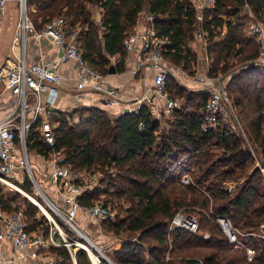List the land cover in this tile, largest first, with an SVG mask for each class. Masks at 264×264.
<instances>
[{
	"label": "trees",
	"instance_id": "1",
	"mask_svg": "<svg viewBox=\"0 0 264 264\" xmlns=\"http://www.w3.org/2000/svg\"><path fill=\"white\" fill-rule=\"evenodd\" d=\"M146 7L154 16L156 35L168 40L162 54L170 64L192 72L195 53L187 43L199 28L206 34L210 74L215 77L231 69L232 57L243 54L254 61L260 55L256 39L244 33L248 16L243 9L264 22V0H217L213 9L204 11L200 24L191 0H27L35 29L63 18L67 32L76 31L85 61L103 76L115 56L119 58L116 70H124L125 39ZM93 8L100 10L99 22L94 20ZM260 80L264 82V69L244 68L232 76L227 90L230 96L235 94L233 104L264 166V84L257 90L245 89ZM166 94L181 100L166 120L168 129L146 104L117 118L99 107H81L74 110L78 123H70L63 112L55 113V143L50 148L40 133V121L36 122L27 133L26 148L45 158L58 154L60 164L72 173L100 172L97 186L77 198L83 208L99 199L112 207L115 199L127 202L125 208L122 203L117 206L118 217L102 225L105 233L125 235L128 240L110 255L116 264H264V238L243 239L254 250L249 260L246 250L229 243L214 222L217 215H224L244 232L260 231L264 224V176L253 167L252 152L221 121L202 131L209 94L183 87L172 75L167 78ZM184 175L191 178L190 184L182 182ZM14 183L33 194L28 177ZM18 197L9 199L0 193V209L9 214L22 208L27 232L47 236L53 226L46 215L24 197L21 206H14ZM180 211L199 216L198 234L178 228L169 235V222ZM72 250L74 254L64 245L49 246L54 256L51 264H92L86 250L76 246Z\"/></svg>",
	"mask_w": 264,
	"mask_h": 264
},
{
	"label": "built area",
	"instance_id": "2",
	"mask_svg": "<svg viewBox=\"0 0 264 264\" xmlns=\"http://www.w3.org/2000/svg\"><path fill=\"white\" fill-rule=\"evenodd\" d=\"M16 1L19 17L13 42L21 47V52L16 59H7L0 67V85L14 96L9 115L0 121V183L13 187V189L22 192L29 198L28 193L14 183L13 176L15 170L19 168L28 174L35 186H38L33 174V167L28 160L26 136L31 127L40 121V133L45 145L50 148L55 143L53 128L57 123L52 125L49 117L54 113L55 100L58 94L57 86L63 80L62 76L56 71L57 68L67 62H74L77 70L74 87L76 92L74 95L77 97L98 92L103 95L101 104L111 106L116 103L119 96L117 95V89L105 86V77L91 68L85 61L77 43L76 31L67 32L63 18H53L41 30H36L28 15L27 0ZM191 1L196 7L197 21L200 24L203 21L204 11L213 9L217 0ZM6 2L7 0H0V15L5 13ZM153 21L154 16L147 9L143 10L137 19V24L141 26L142 30L137 31L135 29L124 42L126 52L135 55V72L145 73L150 71L154 74L152 79V94H154V97H151L152 94L147 93L142 98L136 99L132 111H137L143 104H146L154 115H160V113L171 115L175 104L166 94L167 78L173 75V72L183 76H187L188 73L183 66H177L172 70L169 65L165 64L162 53L168 40L159 38L156 35ZM245 31L246 35L254 37L260 46V55L252 61V64L257 67L264 66V22L255 18L247 24ZM205 35V32L200 28L195 34V37L202 41L203 49L207 47ZM28 37L39 43L46 41L59 47L60 53L57 59L49 62L43 57L36 62H29L26 55V39ZM204 89L209 94V99L203 111L202 131H210L221 121L228 126L229 131L239 134L246 140L247 137L239 114L235 105H233L223 78L220 76L207 77V86ZM155 98L162 100L163 105L157 104ZM28 115H30V121H27ZM247 147L252 151V146L249 143ZM61 161L62 159L56 153H53L48 160L51 167L49 179L54 185L56 193L61 195L64 206V210L57 208L55 205L52 209L64 219L65 223L74 229V232L76 231L81 236L82 241L71 243L64 238L63 243L58 242L55 239V234L60 233L62 235V230L49 213L47 219L54 229H51L47 236L43 233L29 234L26 230L27 224L23 209L20 208L9 214H3L0 211V219L3 224L0 230V243L9 241L12 254L29 251L31 258H37L41 249L48 248L51 245H64L68 248L76 246L86 250L92 264H114L102 250L98 248L96 250L90 245L88 237L81 233V228L76 223L77 214L83 208L77 198L97 186L94 183L96 175L93 179L90 178L83 183L77 182L78 179L68 167L60 164ZM259 169L264 176V167L259 165ZM182 182L190 184L191 178L184 175ZM31 201L40 210H44L42 204L36 198L33 197ZM14 206L16 205L14 204ZM84 211L87 220L91 222L111 218L110 208L101 202H95L84 208ZM214 222L225 233L229 243L233 244L235 248L246 250L248 259L252 260L254 250L246 246L243 239L248 236L264 238V225L260 226V231L244 232L235 227L227 216L217 215ZM198 227V219L195 215L180 211L169 222L168 233L170 235L172 231L179 228L198 234ZM207 237L208 234H205L204 238ZM12 263L13 258L4 257L0 249V264Z\"/></svg>",
	"mask_w": 264,
	"mask_h": 264
},
{
	"label": "crops",
	"instance_id": "3",
	"mask_svg": "<svg viewBox=\"0 0 264 264\" xmlns=\"http://www.w3.org/2000/svg\"><path fill=\"white\" fill-rule=\"evenodd\" d=\"M147 9V7H146ZM145 9V10H146ZM18 10V4L16 0H7L6 2V10L3 15H0V67L5 63L7 59H16L21 52V47L17 46L13 42V38L16 32V21H18L19 14L16 15ZM99 14L96 16L93 15L94 20L99 22L100 20V10ZM137 31L142 30L141 26L138 24L135 26L134 30ZM133 30V31H134ZM132 31V32H133ZM60 53L59 47L54 44H50L46 41L41 43L35 41L28 37L26 39V55L29 62H36L40 58L47 59L49 62H52L57 59ZM200 56V55H199ZM111 68L106 74L105 77V86L107 87H115L117 89V97L116 103L107 106L105 104H101L103 95L98 92H92L86 95L75 96V77H76V66L74 62H67L65 64L60 65L57 68V72L62 76V83L57 86V97L55 100L54 113L49 117V121L54 125V117L57 112H71L81 107H99L107 111L110 117L117 118L122 114L127 112H131L133 109V103L136 99L142 98L145 94H152V79L153 72H135V55L133 53H128L125 58L124 70L118 72L116 70V65L119 61L118 57H112L111 59ZM205 62V61H204ZM204 62L199 61L196 67H193V73L187 71L188 75L183 76L178 73L173 72V77L182 85L183 87L194 91L195 93H205L208 94L204 89L207 86V80L204 78V72H201L202 65L204 66ZM168 64V63H167ZM172 70L177 67V65L168 64ZM195 66V65H194ZM154 94H152L151 97ZM13 95L10 92L4 90V88L0 85V121L5 119L10 111L11 105L13 101ZM168 97H170L168 95ZM157 104L163 105L162 100H158L155 98ZM176 105L181 103V100L178 98L175 99ZM87 117V116H86ZM157 119L160 120L163 128L168 129L169 126L166 120L170 117V115H164L161 113L160 115H155ZM28 160L32 167H35L36 173L44 176L50 173L51 167L48 163L49 158H45L44 156L36 153V152H27ZM34 171V169H33ZM23 175H25V171L17 168L14 172L13 181L20 182L23 180ZM39 175V176H40ZM47 180V179H45ZM52 191L54 190L52 186ZM0 193L4 194L5 197L12 199L13 194L12 191H1ZM58 199L61 198L60 195H55ZM59 196V197H58ZM62 199V198H61ZM15 205H19L14 202ZM13 204V205H14ZM0 211L3 214H6L1 209ZM78 226L82 230L86 227V213L84 208L79 210L77 214ZM0 219V230L3 227V224ZM101 231V229H100ZM102 232V231H101ZM103 233V232H102ZM105 236V234H104ZM107 236V235H106ZM110 244L109 252L112 254L114 251L119 250L122 244L127 240V238L120 236H110ZM135 238H132V241H135ZM0 249L2 255L4 257L13 258L12 264H40L46 263L51 264L54 261V256L48 251V248L41 249L37 258H31L29 255V251H22L18 254H12V247L9 241H2L0 243ZM110 254V255H111ZM109 255V253H108ZM110 255L108 257H110ZM112 260V259H111Z\"/></svg>",
	"mask_w": 264,
	"mask_h": 264
},
{
	"label": "rangeland",
	"instance_id": "4",
	"mask_svg": "<svg viewBox=\"0 0 264 264\" xmlns=\"http://www.w3.org/2000/svg\"><path fill=\"white\" fill-rule=\"evenodd\" d=\"M32 9H33V6L29 7V13L31 12ZM98 10H99L98 8H93V12H94L93 15L94 16H96L97 14H99V11ZM243 12H244V14H246L248 16L247 17V21H246L247 24L250 21L255 20V16L253 15L252 12H250L248 10V8L243 9ZM18 14H19V10H17V12H16V15H18ZM30 17L33 18V15H30ZM15 24H17V21H16ZM245 30H246V28H245ZM244 33L246 35V31H244ZM194 34H196V33H194ZM225 35H226V30L224 29L223 30V33L221 35V38H223ZM246 37H247V35H246ZM202 46H203L202 41H200L199 38H196L195 35L187 43L188 49L192 50L195 53V60L193 62V65H195L194 67L197 66V64H198L199 61H202V63L205 61L204 62V66L202 65L201 72L202 71L204 72V74H203L204 75V78H206V77L213 78L215 76L212 75V74H210V63H211V59H210V56L208 54V48L206 47V49H203ZM164 62H165V64H167V63L170 64L168 61H166L165 58H164ZM228 62H229V65L231 66V69L227 73L220 75V77L223 78V80L225 81L227 88H228V82L230 81V79L232 78V76L235 75V74H239V72L242 69L249 68V67L259 68V70L264 69V66H260V67L254 66L252 64L253 62L251 60H246L245 59V55H243V54H242V56H237V57H234V58L233 57L230 58L228 60ZM187 71H188V69H187ZM193 72L194 71L192 70V72H190V73H193ZM206 80H207V78H206ZM263 84H264L263 80H260L259 81V84H257V86H254L253 84H248L247 87H245V89L248 88L251 91L254 90V89L257 90L260 87H262ZM228 90L230 92V89H228ZM151 93H152V91H151ZM230 97H235V94L233 96V93H232ZM173 102L176 105V101L173 100ZM236 111L238 113V110L237 109H236ZM63 113L66 114L65 118H67V120L70 123H78L79 116H78L77 113H74V111H71V112H68V113L63 112ZM240 120H241V118H240ZM27 121H30V115L27 116ZM241 124H242V127H243L244 131H245L244 123L242 122V120H241ZM55 125H57V124H55ZM245 134H246L247 139L245 140V138L243 137V139L245 141L244 143H245L246 146H248V143H249L252 146V151L250 150V148H249V150L252 152V154L254 152L253 156L255 158V163H254V166L253 167H258L259 168V165L261 167H264V166H262L261 161L258 158L259 157V155H258L259 153L255 150V148L253 147V144L249 141L246 131H245ZM26 150H27V148H26ZM27 152H28V150H27ZM257 163H258V166H257ZM33 169H34L33 174L35 176V181H36V183H37L38 186H35V183L32 181V179L28 176V174L26 172H25V175H23V179L26 178V177H28V179H29V181H30V183L32 185V191H33L32 193L33 194H30V193H28V194H30L34 198L37 197L41 201V204H42L44 210L46 212H48L49 215H51L55 219V221L57 222V224L61 228L62 235L60 233L55 234V239L58 242H60V243H63L64 242L63 241L64 238L67 240V242H71V243H74L75 241H82L81 236L76 231L74 232V229L69 224L65 223L64 219L60 215H58V213L55 210L51 209L47 205L48 203H47V201L45 199L46 197L48 198V200L53 205L57 206V208H59L61 210H64V206H63V202H62V199H61L62 198L61 195H60L61 198H59V199L56 196L53 195V193L55 195L57 193H56V189H55L54 185L51 183V181L49 179V174L42 176V175L36 173L35 167H33ZM96 173L97 174H96V178L94 179V183L97 185L98 184L97 177H99L101 174H100V172H96ZM73 175L76 177V179H79L78 182H82V183L85 182V181H88L90 178L93 179V177H94L93 173H73ZM45 179H47V180H45ZM20 182L22 183L23 180L20 181ZM94 183H93V185H95ZM230 185L231 184H229V186ZM50 186L53 187V189H54L53 191H52V188H50ZM0 189H1V191H5V193H7L8 191H12L13 197L19 196L20 197V201H17L16 203L19 204L20 206L22 205L21 202H23L22 201L23 197L24 198H27L29 201H31V198L29 199L22 192H19L18 190L13 189V187L8 186L6 184L0 183ZM57 195H59V194H57ZM102 199L104 200V196H102ZM115 201L116 202L114 203V206L113 207L111 205L108 206L110 208V211H111V218L104 219V220H99L97 222H91V221L86 220L85 221L86 222L85 229L84 230L80 229L81 230V233L85 234L88 237V239L93 244H95L97 246L98 249L102 250L105 253L106 256H109L111 254L109 252V247L107 245L110 244L109 243L110 242V240H109L110 239V236L114 237V235L107 234V233L104 232V230H103L104 228L102 226L103 225V222L105 220H114L116 217H118V215H119L118 209L119 208H117V206L121 205L120 203H122L124 205L123 206L124 208L127 206L126 205L127 202L124 199H122L121 201H117V199H115ZM95 202H102V200L99 199V200H97ZM41 213L44 214V212L42 210H41ZM44 215H46V214H44ZM49 215H47V216H49ZM195 216L199 217L197 214H195ZM76 223L78 224V220L77 219H76ZM262 225H264V224H262ZM51 229H54V227H52ZM100 229H101V231L103 233L100 231ZM104 234H105V236H104ZM120 237L126 238L125 235H120ZM66 248L70 251V253L74 254V252L72 250V246H70L69 248L68 247H66ZM108 253H109V255H108ZM113 263L116 264L115 262H113Z\"/></svg>",
	"mask_w": 264,
	"mask_h": 264
},
{
	"label": "bare ground",
	"instance_id": "5",
	"mask_svg": "<svg viewBox=\"0 0 264 264\" xmlns=\"http://www.w3.org/2000/svg\"><path fill=\"white\" fill-rule=\"evenodd\" d=\"M28 196H29V198H31V200H33V197L30 195V194H28ZM48 205L51 207V208H53V206H51V204L50 203H48ZM89 242H90V245L93 247V248H95L96 250H97V246L95 245V244H93L90 240H89ZM92 243V244H91ZM96 258H94V260H95ZM95 261H97V260H95Z\"/></svg>",
	"mask_w": 264,
	"mask_h": 264
},
{
	"label": "water",
	"instance_id": "6",
	"mask_svg": "<svg viewBox=\"0 0 264 264\" xmlns=\"http://www.w3.org/2000/svg\"><path fill=\"white\" fill-rule=\"evenodd\" d=\"M46 199V201H47V203H50L51 204V206H53V204L48 200V198L46 197L45 198ZM48 205V204H47ZM49 206V205H48ZM50 207V206H49ZM51 208V207H50ZM52 209V208H51ZM43 212H44V214H46V216L48 215V212H46L45 210H42Z\"/></svg>",
	"mask_w": 264,
	"mask_h": 264
}]
</instances>
